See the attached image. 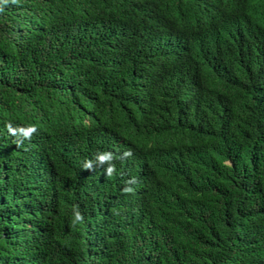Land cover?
<instances>
[{
    "label": "trees",
    "instance_id": "1",
    "mask_svg": "<svg viewBox=\"0 0 264 264\" xmlns=\"http://www.w3.org/2000/svg\"><path fill=\"white\" fill-rule=\"evenodd\" d=\"M170 9L194 20L199 53L163 52L166 36L180 37L167 34ZM263 9L264 0H0V264H264V189L243 183L244 162L223 173L216 154L192 173L204 191L191 200L205 213L197 234L147 196L145 213L137 205L147 162L185 158L228 113L236 139L258 122L245 96L264 58L243 51ZM127 149L109 177L87 171L93 154ZM215 178L235 183L214 195ZM195 192L191 180L186 201Z\"/></svg>",
    "mask_w": 264,
    "mask_h": 264
},
{
    "label": "clouds",
    "instance_id": "2",
    "mask_svg": "<svg viewBox=\"0 0 264 264\" xmlns=\"http://www.w3.org/2000/svg\"><path fill=\"white\" fill-rule=\"evenodd\" d=\"M170 11L172 17L167 28V34L177 31L180 33V37L174 42L166 36L163 52H168V46H175L176 51L187 47L188 52L199 53L203 38L193 25L194 20L176 10L170 9ZM257 16V20L250 27L251 38L245 43L243 56L245 52H248L264 58V9L257 13ZM252 76L253 82L245 99L252 100L250 109L257 113L258 122L252 118L251 130L236 139L229 134V129L236 127L237 118L235 114L228 113L223 116L222 125L217 130L205 135L201 145H195L187 152L185 158L181 155H164L167 157L163 159L161 157L155 167L152 166L153 161L147 162L146 172L139 181L143 196L138 197L137 200L138 208L142 212L145 213L144 197L147 196L152 203L164 206L168 210L174 225L197 234L199 221L203 220L205 213L200 209L196 210L192 201H199L204 191L201 190L199 181L194 179L192 173L197 167L214 160L216 154L219 155L218 163L223 173L235 162H244L249 166L250 172L243 183L248 185L258 183L260 189H264V145L261 139V134L264 132V63L256 64L253 67ZM213 101L219 102L220 100L215 99ZM193 117L194 115L190 111L189 118ZM229 151L249 152L252 155L247 158L235 159L228 157ZM132 156L133 152L130 149L119 152L106 151L93 154L91 159L85 160L84 163L89 173L97 170L102 172L105 177H109L115 172L118 161H123ZM184 170L188 171V178L185 183L182 179ZM152 175H162L164 182L153 185ZM191 180L196 192L191 194L189 201H186L183 191L188 187ZM232 183H235L233 178H215L208 187L214 195H217L224 185ZM126 191L130 190L126 189ZM74 214V222L83 221V215L79 210H76ZM114 249L111 248V254L114 253Z\"/></svg>",
    "mask_w": 264,
    "mask_h": 264
}]
</instances>
